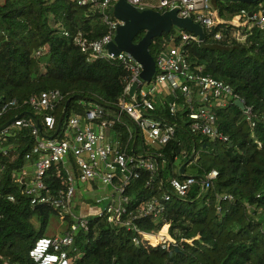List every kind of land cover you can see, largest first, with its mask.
<instances>
[{
    "label": "trees",
    "instance_id": "obj_1",
    "mask_svg": "<svg viewBox=\"0 0 264 264\" xmlns=\"http://www.w3.org/2000/svg\"><path fill=\"white\" fill-rule=\"evenodd\" d=\"M78 1L0 0V100L21 103L28 97L57 89L64 98L49 113L58 122L65 102L77 96L68 104L61 131L71 115L84 116L93 105L115 112L129 77L121 64L105 60L87 62L72 41L61 35V27L71 34L82 32L89 40L104 35L99 9L91 4L80 5ZM213 6L219 15L230 19L240 10L253 12V7H264V0L249 3L218 0ZM223 32L221 41L206 36L200 43L189 44L188 62L191 67L202 66L204 75L230 86L232 94L252 110L253 131L234 98L223 107L213 105L210 109L227 142L210 141L199 133H191L185 106H179L175 117H169L166 110L167 103L172 101L169 97L153 101V117L176 126L173 139L157 151L143 147L142 143L138 148L141 138L127 117L115 123L112 134L122 149L132 154L134 146L135 155L144 159L154 157L158 166L157 175L142 171L129 184L125 207L136 212L152 198L162 201L163 194H169L170 199L162 201L161 215L138 218L135 224L142 231L155 233L168 223L175 247L164 252L159 247H147L142 241L136 245L132 242L134 233L91 217L88 230L74 236L68 250L70 264H264V34L254 27L251 35L238 43L231 36L232 26H225ZM143 35L140 32L134 43ZM175 36L173 29L154 38L148 47L150 55L155 59L165 48L164 40L170 41ZM172 42L176 45L178 37ZM40 48L45 51L37 56ZM177 103L184 104V99ZM21 112H8L0 125ZM129 130L133 133L131 138ZM8 143L13 145L11 154L0 155V168H3L0 171V264H32L28 251L38 238L47 236L49 215H57V211L48 206L38 211L29 205L27 197L17 192L14 177L27 163L25 154L34 145L29 130L13 129ZM69 162L72 165L71 158ZM182 165L185 176L179 175ZM58 169H61L59 165L53 166L44 179L51 194L65 182V171L57 173ZM211 170L217 171V178L202 193L199 184L193 185L183 198L169 191L171 179H198ZM9 194L16 197L14 202L7 200ZM224 195L231 199L223 200ZM66 222L68 225L71 220Z\"/></svg>",
    "mask_w": 264,
    "mask_h": 264
},
{
    "label": "built area",
    "instance_id": "obj_2",
    "mask_svg": "<svg viewBox=\"0 0 264 264\" xmlns=\"http://www.w3.org/2000/svg\"><path fill=\"white\" fill-rule=\"evenodd\" d=\"M126 1L136 8H149L158 12L176 10L178 17L192 20L202 28L204 37H211L215 41L222 40L225 26H232L231 36L238 43H243L251 35L254 27L259 28L264 34V7L261 6L253 12L240 10L239 14L225 19L219 15L211 0ZM116 2L117 0L78 1L80 5L91 4L99 9L105 26L102 37L89 40L82 32L71 34L65 29L60 31L63 37L72 41L87 62L105 60L121 64L127 70L128 81L115 112H108L102 106L93 105L85 111L84 116L71 115L65 123L64 131H61V125L57 136L49 139L58 123L49 111L54 104L64 98L59 90L44 91L39 96L28 97L21 103H17L16 100H0V122L10 111H23L22 116L15 115L11 124L0 131V155L9 157L11 154L13 145L9 144L8 140L13 129H28L34 139L31 151L25 154L27 163L14 177L17 192L28 198L31 207L48 206L57 211V217L61 221L71 220L60 235L44 236L33 243L28 251L32 264H70L68 250L73 244L75 234L88 230L91 215L88 212L76 213L72 207L75 181L81 184L90 182L96 186L99 183L103 188L111 189L110 201L94 213L95 218L102 219L112 226L124 227L134 233L132 242L136 245L142 241L147 247H159L164 252H171L175 247V240L168 233V223L162 224L155 233L142 231L135 224L138 218L148 216L157 218L161 215L164 211L162 201H168L169 194L164 193L162 201L152 198L138 207L136 212L128 211L125 207L128 203L125 191L129 184L137 179L142 171L157 175V160L126 153L117 139L109 140L107 133L115 123L122 120V117H127L134 124L143 147L157 151L167 145L174 137L176 126L163 118L153 117L155 92L163 90L172 98V101L166 105L169 117H175L179 106H185L191 133H199L210 141L227 142L228 138L218 130L215 116L210 109L213 105L223 107L233 98L243 104L242 100L232 94L230 86L204 75L202 66H190L187 46L200 41L198 37L183 30H179L176 36L171 38L173 41L178 37L176 45L157 53L155 75L149 82L152 86L145 90L144 83L139 81L141 65L127 53L120 52L115 55L105 48L114 38L119 24L117 20L109 17L110 8ZM44 51L45 48H40L36 51V55L40 56ZM137 81L139 83L136 92L130 98L129 88ZM180 98L184 99V104L177 103ZM195 104L198 107H195ZM242 111L244 121L249 125L250 131H253L255 116L252 110L244 106ZM26 112L38 120L42 126L41 132ZM37 114L40 116L38 117ZM250 135L254 139V133L251 132ZM131 137H133L132 132L129 133V138ZM70 158L72 165L69 162ZM55 165L61 168L57 173L62 169L65 171L66 178L63 185L51 194L44 179L47 172ZM27 167H31V170H26ZM2 170L1 167L0 171ZM217 175L216 170H211L202 177L201 181L194 177H186L183 180L173 178L169 181V191L176 197L183 198L193 185L199 184L202 193L212 186ZM15 198L14 195H7L9 202H14ZM222 199L230 200L231 197L224 195ZM219 210L220 207H217V211Z\"/></svg>",
    "mask_w": 264,
    "mask_h": 264
},
{
    "label": "water",
    "instance_id": "obj_3",
    "mask_svg": "<svg viewBox=\"0 0 264 264\" xmlns=\"http://www.w3.org/2000/svg\"><path fill=\"white\" fill-rule=\"evenodd\" d=\"M211 1L213 3L218 0ZM243 1L249 3L256 0ZM110 16L116 19L119 24L116 28L114 38L108 45L105 46V48L108 52L113 53L115 55L119 54L120 52L127 53L136 62H138L141 65L139 81L142 83H149L155 75V61L148 51V47L150 46L151 41L154 38L161 37L163 34H169L172 28H176L191 33L192 35L198 37L200 42L204 40V33L202 28L188 18L178 17L176 10L160 13L149 8H136L127 3L126 0H117V2L110 8ZM140 32L144 33L143 37L137 43H134L135 37ZM139 81L133 82L130 86L128 92L130 98L134 96ZM75 98H77V96L72 97L65 102L62 112L58 119L56 130L54 134L49 137V139H53L57 136L64 120L68 104L71 100ZM235 104L240 110L244 109V106L240 101H235ZM22 115L23 114H20L18 117ZM26 115L33 120L37 129L41 132L42 126L38 122V120L28 112H26ZM13 120L14 118L8 120L6 123L1 125L0 131L9 124H11ZM132 125L136 133L137 130L134 124ZM131 151L132 154H134V146L132 147ZM151 159L154 161L156 160L154 157H151ZM184 167L185 165H182L180 167V176H185ZM198 179L201 181L202 177H198ZM43 207L44 205H37L34 207V209L40 211Z\"/></svg>",
    "mask_w": 264,
    "mask_h": 264
},
{
    "label": "rangeland",
    "instance_id": "obj_4",
    "mask_svg": "<svg viewBox=\"0 0 264 264\" xmlns=\"http://www.w3.org/2000/svg\"><path fill=\"white\" fill-rule=\"evenodd\" d=\"M52 1V0H49ZM224 2L229 1V2H238V1H243V0H222ZM260 7V6H259ZM257 10L256 8L253 7V11ZM110 17V15H109ZM111 18V17H110ZM61 29H65L67 30L65 27H61ZM60 29V31H61ZM179 29L174 28V33L175 35L178 33ZM163 45H165V48L167 47H171L173 46V42L172 40H164ZM152 86V83H144L143 84V88L146 90L149 87ZM160 89V88H159ZM38 117L40 116L39 114H37ZM122 119H125V117H122ZM130 123L132 129L134 130L133 125ZM64 124V123H63ZM64 130H62L63 132ZM139 145L138 148L141 147V139H139ZM137 148V149H138ZM26 170H31V167H27ZM94 184L92 183H77L75 181L74 183V187H75V196L73 198V203H72V207H75V212L78 213V211L80 210L79 208H83L84 205H86L87 203H95L96 201H100L99 203H96L94 205H87V207H89V215H91V217H94V213L100 209L103 208V206L106 205L105 196L107 195V198L110 199L109 194L111 192V189L108 188L107 190H105L106 188H103L99 183H97V186H92ZM79 193V195H78ZM115 200V199H114ZM76 206L78 207V209L76 208ZM67 227V222L66 221H61L57 215L55 214H50L49 215V219H48V223H47V227L45 230V234L48 237L51 236H55V235H60Z\"/></svg>",
    "mask_w": 264,
    "mask_h": 264
},
{
    "label": "crops",
    "instance_id": "obj_5",
    "mask_svg": "<svg viewBox=\"0 0 264 264\" xmlns=\"http://www.w3.org/2000/svg\"><path fill=\"white\" fill-rule=\"evenodd\" d=\"M163 12H166V11H163ZM160 13H162V12H160ZM116 20V19H115ZM174 28H172V30H173ZM182 31V30H181ZM171 32V31H170ZM156 58V57H155ZM154 61H155V59H154ZM154 78V77H153ZM152 78V79H153ZM151 79V80H152ZM159 97H169V95H167V92H165V91H163V90H157L156 92H155V96H154V98H153V101H154V99H156V98H159ZM170 99H172L171 97H169ZM154 103V102H153ZM154 106H155V103H154ZM126 119V118H125ZM128 120V119H127ZM131 124H132V122H131ZM129 132L131 133V130H129ZM135 132V131H134ZM137 133V132H136ZM107 137L109 138V140H111V141H114L115 139H117L115 136H114V134H112V130H109L108 131V133H107ZM144 147H146V146H144ZM140 157H142V156H140ZM151 159V158H150ZM93 187L94 186H96V185H92ZM98 188V187H97ZM108 188H106L105 190H107ZM110 194H111V192H110ZM78 195H79V193H78ZM105 201H107L106 202V204L110 201V199H108L107 198V195L105 196V199H104ZM100 201H96L95 203L93 202V203H87L86 205H84V207L83 208H79L80 210L78 211V213H80V214H84V213H86V212H88L89 213V207H87V205H94V204H96V203H99ZM76 208L78 209V207L76 206ZM92 215V214H91Z\"/></svg>",
    "mask_w": 264,
    "mask_h": 264
}]
</instances>
